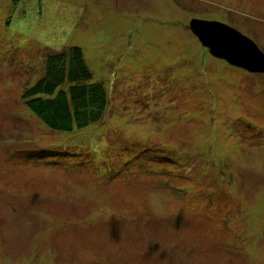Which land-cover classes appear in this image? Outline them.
Returning <instances> with one entry per match:
<instances>
[{
    "label": "rangeland",
    "instance_id": "obj_1",
    "mask_svg": "<svg viewBox=\"0 0 264 264\" xmlns=\"http://www.w3.org/2000/svg\"><path fill=\"white\" fill-rule=\"evenodd\" d=\"M193 17L264 52V0H0V264H264V73ZM68 46L107 106L55 131L20 95Z\"/></svg>",
    "mask_w": 264,
    "mask_h": 264
},
{
    "label": "trees",
    "instance_id": "obj_2",
    "mask_svg": "<svg viewBox=\"0 0 264 264\" xmlns=\"http://www.w3.org/2000/svg\"><path fill=\"white\" fill-rule=\"evenodd\" d=\"M90 80L81 49L68 46L45 56V73L20 98L49 129H80L99 120L107 106L104 85Z\"/></svg>",
    "mask_w": 264,
    "mask_h": 264
},
{
    "label": "water",
    "instance_id": "obj_3",
    "mask_svg": "<svg viewBox=\"0 0 264 264\" xmlns=\"http://www.w3.org/2000/svg\"><path fill=\"white\" fill-rule=\"evenodd\" d=\"M188 28L210 55L249 72L264 73V52L231 25L203 18H190Z\"/></svg>",
    "mask_w": 264,
    "mask_h": 264
}]
</instances>
